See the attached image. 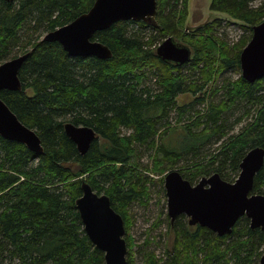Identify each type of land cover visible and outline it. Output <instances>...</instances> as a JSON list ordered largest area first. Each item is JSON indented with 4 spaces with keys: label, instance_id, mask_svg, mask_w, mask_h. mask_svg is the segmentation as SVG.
<instances>
[{
    "label": "trees",
    "instance_id": "obj_1",
    "mask_svg": "<svg viewBox=\"0 0 264 264\" xmlns=\"http://www.w3.org/2000/svg\"><path fill=\"white\" fill-rule=\"evenodd\" d=\"M93 2L0 0V63L29 52L18 72L21 89L1 90L0 98L43 147L36 154L0 136V264H105L76 209L82 180L106 194L122 216L126 264H131L129 208L135 202L147 205L155 183L166 197L168 170L178 169L191 184L213 173L232 182L245 153L254 146L264 150V77L248 82L239 62L253 25L264 20V0H210L211 11L241 22L243 32L232 46L216 34L218 20L184 26L187 0H156L154 25L118 21L96 31L92 39L111 50L107 59L71 57L58 42L42 40ZM168 36L190 47L188 63L156 55ZM230 68L237 76L218 81ZM186 92L194 98L179 103L176 97ZM67 121L96 133L83 155L64 133ZM237 123L243 125L232 132ZM170 133L176 135L172 145L163 138ZM207 143L216 146L205 153ZM144 151L150 162H142ZM251 192L264 194V161ZM165 219L164 257H157V242L148 234L138 249L143 264L259 262L264 231L251 228L245 215L224 236L189 225L184 214L173 222L168 214Z\"/></svg>",
    "mask_w": 264,
    "mask_h": 264
},
{
    "label": "water",
    "instance_id": "obj_2",
    "mask_svg": "<svg viewBox=\"0 0 264 264\" xmlns=\"http://www.w3.org/2000/svg\"><path fill=\"white\" fill-rule=\"evenodd\" d=\"M156 13V0H94L88 11L46 32L42 40L58 42L71 57L107 59L112 55L111 50L92 39L96 31L107 29L118 21H143L154 25ZM28 54L25 52L0 63V91L21 89L18 72ZM156 55L164 61L182 65L190 60L191 49L168 36L157 45ZM239 62L241 76L248 82L264 77V20L253 25L251 37L240 52ZM63 130L81 155L96 138L94 129L86 125L67 121ZM0 136L22 143L33 153L43 151L36 132L24 125L1 98ZM263 161V148H250L242 157L240 171L232 182L213 173L191 184L178 169L169 170L163 177V187L170 221L184 214L189 225L198 224L224 236L230 234L237 219L245 215L251 228L259 227L264 231V194L251 192L254 176ZM80 189L81 195L75 205L88 238L104 253L105 264H126L122 216L111 206L106 194L96 192L85 180L81 181ZM259 264H264V245Z\"/></svg>",
    "mask_w": 264,
    "mask_h": 264
},
{
    "label": "rangeland",
    "instance_id": "obj_3",
    "mask_svg": "<svg viewBox=\"0 0 264 264\" xmlns=\"http://www.w3.org/2000/svg\"><path fill=\"white\" fill-rule=\"evenodd\" d=\"M257 3L258 2L256 1L254 2V4ZM209 6L210 0H187V12L184 26L193 29L194 27L202 25L206 22L218 20L219 26H217L216 28V34L220 36V38L228 45L232 46V44L239 39V35L243 32L241 22L231 18L224 12L211 11ZM236 76L237 73L230 68L220 74L218 81H221L225 77L235 78ZM153 80L154 78L151 81L153 82ZM206 89H210V86L206 87ZM194 96V94L186 92L179 94L176 99L179 103H190ZM235 116L236 114L234 116H230L228 119L229 122H232ZM185 118L186 116L184 117V119ZM168 120L172 125L176 124V116L173 112L170 113ZM242 125V123H237L232 132H237ZM175 137V133H170L164 136V143L168 145L174 144ZM179 138L183 137L179 136ZM215 146V143H207L205 144V146H203L202 150L205 151V153L207 149L213 151ZM141 160L143 163L150 162L147 151L143 152ZM150 188L151 195L147 205L135 202L132 203L129 208V227L127 230V235L132 243L131 251L133 261L131 264H143V259L138 252V249L140 245L143 244V241L148 239V234L150 235L151 241L157 242V245H154L155 254L157 255V257H164V250L166 249V245L169 243V237L165 234L167 233V224L165 219V216L167 214L166 197L162 196V191L158 184L155 183L153 186H150ZM157 222H159V224L157 226H154V224Z\"/></svg>",
    "mask_w": 264,
    "mask_h": 264
}]
</instances>
